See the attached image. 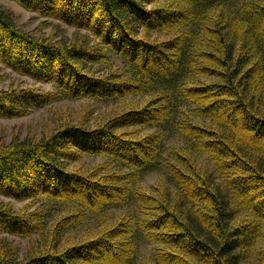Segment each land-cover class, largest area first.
<instances>
[{
	"label": "trees",
	"instance_id": "16d2710c",
	"mask_svg": "<svg viewBox=\"0 0 264 264\" xmlns=\"http://www.w3.org/2000/svg\"><path fill=\"white\" fill-rule=\"evenodd\" d=\"M10 1L42 32L0 7V64L53 89L0 90V118L110 109L0 137V264H264V0Z\"/></svg>",
	"mask_w": 264,
	"mask_h": 264
},
{
	"label": "rangeland",
	"instance_id": "374dc122",
	"mask_svg": "<svg viewBox=\"0 0 264 264\" xmlns=\"http://www.w3.org/2000/svg\"><path fill=\"white\" fill-rule=\"evenodd\" d=\"M0 7L8 9L15 16L16 22L23 29L30 33L40 34L42 31L40 29V23L43 18L38 16L36 13L31 12L24 7L20 6L14 1L10 0H0ZM55 23V21H54ZM49 29H44L43 31L49 33ZM59 31L64 34L70 35L72 34V29L66 27L63 24H59ZM112 59L115 63L122 66V61L119 58L112 56ZM28 88V87H41L44 90H52L53 86L49 84H40L33 82L30 78L21 76L16 72L9 70L8 68H4L2 64H0V90H8L9 88ZM72 100L68 98H63L60 101L52 104L49 107L33 109L30 114L24 116H18L16 118H0V137H6V142L10 140V137L14 134V132H20V137L26 136H35L39 135L42 131V128L47 125L48 128H52V116L55 113H60L63 111L66 112H75L80 107H87L95 109V113L107 111L110 109V103L99 102L93 99L86 100ZM178 136L173 132L172 129H169V136L166 141V147H170L173 145H179ZM206 159V157H202ZM98 161H103L99 157H88L85 159L87 165L94 164ZM160 167H156L154 170L147 172L143 178L142 183L146 185L152 184L155 179L160 176ZM3 200H8L7 198H0ZM16 207H20L21 203L15 202L13 203ZM124 211V208H116L114 212L119 213ZM13 243L20 248H24L26 246V241L23 239L13 238ZM141 248L144 253H148L150 247L145 244V242L140 239Z\"/></svg>",
	"mask_w": 264,
	"mask_h": 264
}]
</instances>
